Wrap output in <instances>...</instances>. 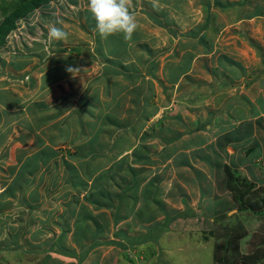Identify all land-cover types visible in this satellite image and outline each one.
I'll use <instances>...</instances> for the list:
<instances>
[{"label":"crops","instance_id":"obj_1","mask_svg":"<svg viewBox=\"0 0 264 264\" xmlns=\"http://www.w3.org/2000/svg\"><path fill=\"white\" fill-rule=\"evenodd\" d=\"M157 3L154 8L149 0H132L139 27L128 41L122 34L101 39L87 0L79 13L52 15L49 27L39 24L43 43L0 45V218L3 212L14 222L13 208L22 217L30 212L31 196L39 198L46 187L52 194L61 185L51 197H69L78 206L73 213L80 216L81 210L94 224L100 214L109 222L114 197L106 200L108 182L100 173L130 162L128 145L134 146V161L148 157L147 166L157 165L151 171L162 185L177 179L174 166L188 165L184 170L195 175L184 179L200 200L207 194L212 200L213 172L196 166L213 155L209 148L223 149L216 156L226 162L238 147L264 142V0ZM51 26L63 27L68 39L49 41ZM69 65L90 71L73 78ZM123 129L125 137L118 133ZM131 129L136 139L127 142ZM126 190H118L124 209ZM93 196L100 202L96 209ZM128 215L137 220V213ZM77 256L75 251L68 259ZM51 257L64 260L54 252Z\"/></svg>","mask_w":264,"mask_h":264},{"label":"rangeland","instance_id":"obj_2","mask_svg":"<svg viewBox=\"0 0 264 264\" xmlns=\"http://www.w3.org/2000/svg\"><path fill=\"white\" fill-rule=\"evenodd\" d=\"M86 4L87 0H51L17 20L16 28L19 29L15 28V32L12 30L7 41L20 49L26 48L29 39L42 41L39 24L49 27L53 23L52 15L60 17L62 13H79V9ZM247 104L250 107L249 102ZM260 122H263L261 118ZM254 124L258 128L256 121ZM143 132L137 133V147L144 145L145 136L141 137ZM118 133L125 137L127 131L123 129ZM234 133L239 131L235 130ZM126 138L127 142L136 139L134 129ZM238 148L224 162V155L216 156L223 153V149L219 146L210 147L213 155L205 158L206 164H196L201 170L213 172L210 175L217 184L214 186L217 197L210 200V194H207L200 200V195L195 192L197 188L192 181L187 180V176L195 175L184 170L188 165H183L184 168H181L180 163L178 167L174 166L177 179L169 178L168 186L162 185L161 179L153 178L157 165L147 166L148 157H138L134 161V146L128 145L126 153L131 156L128 157L130 162L123 166L113 163L115 166L110 171L100 173V178H107L108 182L106 200L110 202L114 197V202L108 204L106 211L109 222L101 215L98 221L94 220V224L90 219H84L81 210L77 211L80 216L74 214L78 206L69 197H51L61 185L53 188L52 194L47 192L46 187L43 193L40 192L39 198H29L31 208L28 214L21 217L20 210L12 209L14 222L11 217H4L2 212L0 264H231L233 258L224 256V247L218 249L217 245L225 243L231 230L236 227H241L237 231L244 233L239 240L241 257L253 255L255 259L247 257L246 262L234 264H264V142L253 140L247 146ZM141 152L144 151L137 149V154ZM139 159L144 160V163ZM171 162L170 159L168 163ZM223 162L234 174V190L226 184L228 177L226 170L221 168ZM216 172L224 175V180L217 177ZM201 177L199 173V179ZM101 179L97 180L100 186ZM77 184L80 187L81 181ZM179 185L183 186L186 194L180 192ZM120 188L127 189L123 193L126 209L119 201ZM136 190L137 196L133 193ZM242 191H245L243 207L235 197L240 196ZM95 198L93 196L92 205L96 209L100 202ZM37 204L39 206L32 209ZM219 209H223L225 214L219 215L216 211ZM154 210L158 212L155 218ZM130 212L137 213V220L128 215ZM8 222L10 225H7ZM75 251L78 256L68 259V253ZM53 252L63 255L64 260L51 257ZM44 253L50 257H45Z\"/></svg>","mask_w":264,"mask_h":264},{"label":"clouds","instance_id":"obj_3","mask_svg":"<svg viewBox=\"0 0 264 264\" xmlns=\"http://www.w3.org/2000/svg\"><path fill=\"white\" fill-rule=\"evenodd\" d=\"M149 2L154 8H158L157 0H149ZM131 5L132 0H88L87 11L95 21L94 31L99 34L101 39L122 34L126 41L131 40L139 27ZM57 23L62 25V21H57ZM68 36L69 33L63 27L51 26L47 39L49 41H66ZM66 71L75 78L81 72L87 73L90 69L69 65Z\"/></svg>","mask_w":264,"mask_h":264},{"label":"trees","instance_id":"obj_4","mask_svg":"<svg viewBox=\"0 0 264 264\" xmlns=\"http://www.w3.org/2000/svg\"><path fill=\"white\" fill-rule=\"evenodd\" d=\"M50 1L51 0H0V11H1V13H0L1 14V19H0V45L5 44V42L7 41L8 34L16 28L17 20L27 16V14L30 11H32L35 8H38V7L48 3ZM225 170H226L227 177H228L226 184L230 189L234 190L235 189L234 184H236L235 178L233 177L234 174L231 171V169H228V165L226 166ZM197 173L199 174V171H197L196 174ZM216 175H217V177H219L221 175V173L217 172ZM244 194H245V191H242L240 196L235 195L236 201L238 203H241L242 207L244 205L243 199H242ZM210 209H212V208H210ZM216 211L219 215H223V214L219 213V210H216ZM101 215L102 214H100V216ZM100 216H99V218H100ZM238 229H241V227H236V228L232 229L231 232L229 233V237L227 238L226 242L217 245L218 249H221V247H224V256L230 255V257L233 258V260L231 261V264L238 263L240 261L246 262L247 257L251 260L255 259V257L253 255H247V257H241L240 248H239V240L243 236L244 233H242V231H237ZM217 253H218V251H217ZM69 255H71V253ZM221 255H219V256H221ZM219 256L216 255V257H219ZM242 256H244V255H242ZM241 258H244V260Z\"/></svg>","mask_w":264,"mask_h":264}]
</instances>
